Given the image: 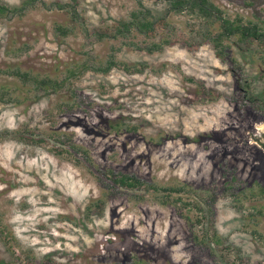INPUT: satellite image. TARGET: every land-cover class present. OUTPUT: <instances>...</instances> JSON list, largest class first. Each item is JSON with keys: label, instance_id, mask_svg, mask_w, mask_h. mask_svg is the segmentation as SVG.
I'll list each match as a JSON object with an SVG mask.
<instances>
[{"label": "rangeland", "instance_id": "1", "mask_svg": "<svg viewBox=\"0 0 264 264\" xmlns=\"http://www.w3.org/2000/svg\"><path fill=\"white\" fill-rule=\"evenodd\" d=\"M26 1L22 16L0 17V84L16 100L0 102V264H264L260 43L232 36L219 55L205 39V24L216 33L218 23L173 10L172 0ZM209 1L225 18L264 21V0ZM55 3H71L80 18L71 21ZM143 9L164 17L170 43L137 32L118 39L93 33ZM58 23H70L72 32L57 35ZM153 42L162 47L150 50ZM110 58L120 64L107 73L92 69ZM72 62L89 69L70 79L77 100L68 105L63 91L35 92L2 73L18 66L62 78ZM123 63L141 70L126 71ZM117 119L136 131H109L107 120ZM34 128L32 137L45 141L15 139L16 131ZM158 133L181 137L156 143ZM110 170L159 185L187 183L199 197L214 192L211 216L190 225L150 193L109 196ZM242 183L244 193H232ZM99 198L102 209L93 205ZM206 228L219 242L205 248L192 231Z\"/></svg>", "mask_w": 264, "mask_h": 264}, {"label": "trees", "instance_id": "2", "mask_svg": "<svg viewBox=\"0 0 264 264\" xmlns=\"http://www.w3.org/2000/svg\"><path fill=\"white\" fill-rule=\"evenodd\" d=\"M170 3L171 9L175 11H186L191 14L197 13L198 16L204 19L206 23L211 22L212 26L215 23H218L219 31L216 33H212L210 30H208L209 27L207 24H205V26L207 27L205 39L212 43L214 49L217 50L218 54L219 51H221L219 47L221 46L223 41L231 38L232 36H237L239 40H247L248 38L256 40L260 43L261 49H263L264 51V21L245 23L240 21L239 19L232 20L229 17L225 18L220 14L218 8H216L209 0H172ZM28 6L29 2L26 0H23L19 5H11L0 1V17H20L23 15L25 10H27ZM52 7L66 12V15L71 21H76L80 18V15L77 12L75 6L71 3H55L52 5ZM166 26L167 22L164 17L155 16L149 10L143 9L131 12L129 18L121 20L116 24L99 27L96 32L93 33H95L99 39H118L119 37L126 38L130 36L132 32H137L149 39L157 35L163 39V42L170 43L165 35ZM72 28L73 27L72 25H70V23H58L55 25L56 34L60 36H67L72 32ZM176 39L182 38H178L177 36ZM163 42L157 44L153 42L155 44H152V49L150 50L161 48V43ZM119 64L120 62L118 63L114 60V58H110L105 63V66H102V64H100L99 66H96L92 69H95L96 71L102 73H107L113 66H117ZM81 67L85 70L89 69L86 63L79 64L78 62H72L71 65L66 64L65 75H63L62 78L32 73L28 70H23L18 66H7V68L2 71V73L6 76H11L18 82V84L26 89L31 86L35 92L43 91V93H47V95H49L52 93L56 94L59 93V91H63L65 93L62 96L65 97L63 101H66L64 103L68 105L69 103H76V92L72 89V87H70V84L72 83L70 79H73L78 75L77 72L80 71ZM123 68L129 72L141 70V68H138L136 65L130 66L125 63H123ZM79 74H81V72H79ZM6 86L7 85L5 84H0V102L6 103L16 101L15 98L11 96L9 90L6 89ZM107 128L109 129V131H113L116 134L136 131V127L134 125L122 122L119 119L107 120ZM35 133H37V130L35 128L33 130L24 129L22 131H16L14 137L17 141L23 143L39 144L45 141L43 138H33L32 136ZM57 134L58 133H56V135ZM157 135L158 137L156 143H162L163 141L173 137H181L180 133H174L173 135L169 133H158ZM54 139H57L58 143L64 142L62 138L58 136H56V138ZM196 139H199V136ZM67 145H69L72 150L81 152V148L74 142H72L71 139L68 140ZM54 148V151L57 154H60L64 151V148H62L61 146H55ZM107 176L109 177V181L111 182L107 189V193H109V196L116 195V192L121 193L122 190L120 189H125L127 191H142L143 194L139 196L141 199L145 197L144 194L150 193L153 200L160 205L174 206L181 213V215L184 216V218L190 225L202 222L203 219H207L209 216H211L210 213L212 211L213 203L215 202L214 192H211L207 196L199 197L196 196L195 188L187 183H182L180 185H159L156 183H152L147 179L138 177L135 174L114 172L112 170L109 171V174ZM245 190L246 183H242L240 185H237L233 190L234 192L232 191V193H236L237 191L239 192L237 195H242ZM257 191L264 196V188L262 186ZM182 193L187 195L185 199L182 198ZM102 203H104V200L102 198H99L97 202L93 203V205L99 207V209H102ZM89 208L90 207H88V209ZM183 209L185 211H194V216L191 217L186 212L183 213ZM192 240L200 247L205 248L209 247L211 243L219 242V238L217 237L214 230L212 233H209L208 228H206V230L203 231L200 235L197 232L192 231ZM16 256L20 258L19 254H15V257ZM29 264L32 263L29 262Z\"/></svg>", "mask_w": 264, "mask_h": 264}]
</instances>
